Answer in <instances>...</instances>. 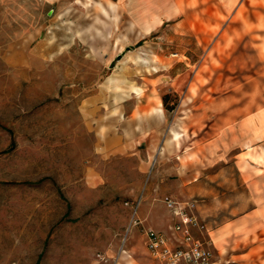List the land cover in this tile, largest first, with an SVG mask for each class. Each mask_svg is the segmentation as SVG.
<instances>
[{
    "label": "rangeland",
    "instance_id": "obj_1",
    "mask_svg": "<svg viewBox=\"0 0 264 264\" xmlns=\"http://www.w3.org/2000/svg\"><path fill=\"white\" fill-rule=\"evenodd\" d=\"M85 1L0 0V264H264V0Z\"/></svg>",
    "mask_w": 264,
    "mask_h": 264
},
{
    "label": "built area",
    "instance_id": "obj_2",
    "mask_svg": "<svg viewBox=\"0 0 264 264\" xmlns=\"http://www.w3.org/2000/svg\"><path fill=\"white\" fill-rule=\"evenodd\" d=\"M165 203L177 218L172 226V237L161 231L148 230L146 247L149 255L158 264H212L211 242L200 240L192 233V228L198 226L192 212L194 204L182 206L172 198H166Z\"/></svg>",
    "mask_w": 264,
    "mask_h": 264
},
{
    "label": "crops",
    "instance_id": "obj_3",
    "mask_svg": "<svg viewBox=\"0 0 264 264\" xmlns=\"http://www.w3.org/2000/svg\"><path fill=\"white\" fill-rule=\"evenodd\" d=\"M169 13H171V10L169 9ZM263 185L261 184H259V177L257 176V178H256V180H255V182L254 183H252L251 184V198H252V200L254 201V203H255V207H257V208H255V209H253V212L254 211H257V213L258 212H260L261 211V213H264V202L261 204V208H260V205H259V203H258V197L256 196V191H263V190H259L260 189V187H262ZM252 212V213H253ZM253 223L252 224H254V225H256V226H258L259 224L257 223L258 221H252Z\"/></svg>",
    "mask_w": 264,
    "mask_h": 264
},
{
    "label": "bare ground",
    "instance_id": "obj_4",
    "mask_svg": "<svg viewBox=\"0 0 264 264\" xmlns=\"http://www.w3.org/2000/svg\"><path fill=\"white\" fill-rule=\"evenodd\" d=\"M86 6L92 7L96 10L106 12L107 9L111 8L112 1L111 0H86ZM107 8V9H106ZM178 135L174 134V138L177 139Z\"/></svg>",
    "mask_w": 264,
    "mask_h": 264
},
{
    "label": "trees",
    "instance_id": "obj_5",
    "mask_svg": "<svg viewBox=\"0 0 264 264\" xmlns=\"http://www.w3.org/2000/svg\"><path fill=\"white\" fill-rule=\"evenodd\" d=\"M166 97H163V102H164V105H165V103H166ZM165 108H167V107H165Z\"/></svg>",
    "mask_w": 264,
    "mask_h": 264
}]
</instances>
